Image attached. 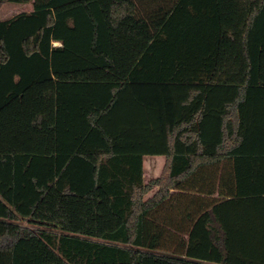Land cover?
<instances>
[{
	"label": "trees",
	"instance_id": "obj_1",
	"mask_svg": "<svg viewBox=\"0 0 264 264\" xmlns=\"http://www.w3.org/2000/svg\"><path fill=\"white\" fill-rule=\"evenodd\" d=\"M0 2V264H264V0Z\"/></svg>",
	"mask_w": 264,
	"mask_h": 264
},
{
	"label": "rangeland",
	"instance_id": "obj_2",
	"mask_svg": "<svg viewBox=\"0 0 264 264\" xmlns=\"http://www.w3.org/2000/svg\"><path fill=\"white\" fill-rule=\"evenodd\" d=\"M32 9L31 4H17L13 2H0V20L7 19L9 17H12L13 15L21 12V11H29ZM159 156L157 155H150L147 156L146 159L149 160V163H147V176L146 179H150L152 177L158 176L163 171V162H160L159 159H157ZM156 160H154V159ZM162 161H164V158H161ZM26 225H30L29 223L25 222Z\"/></svg>",
	"mask_w": 264,
	"mask_h": 264
},
{
	"label": "crops",
	"instance_id": "obj_3",
	"mask_svg": "<svg viewBox=\"0 0 264 264\" xmlns=\"http://www.w3.org/2000/svg\"><path fill=\"white\" fill-rule=\"evenodd\" d=\"M147 156H150V155H146L145 157L147 158ZM157 156H159L157 159H159L160 162H163V163L165 162V159H164V161L161 160V158H164V156H161V155H157ZM145 157H144V179H145V181L147 182L148 180H150V179H152V178H154V177H152V178H150V179H148V180L146 179V176H147V169H146V168H147V163H149V160L146 159ZM153 159H154V158H153ZM154 160H156V159H154ZM156 161H157V160H156ZM163 165H164V164H163ZM155 177H157V176H155Z\"/></svg>",
	"mask_w": 264,
	"mask_h": 264
}]
</instances>
